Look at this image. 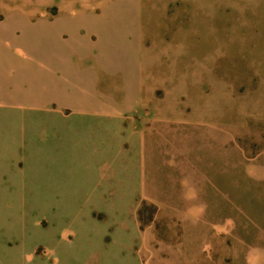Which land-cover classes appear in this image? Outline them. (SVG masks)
Wrapping results in <instances>:
<instances>
[{
	"label": "rangeland",
	"instance_id": "374dc122",
	"mask_svg": "<svg viewBox=\"0 0 264 264\" xmlns=\"http://www.w3.org/2000/svg\"><path fill=\"white\" fill-rule=\"evenodd\" d=\"M7 44L74 74L0 104V264H264V0H0Z\"/></svg>",
	"mask_w": 264,
	"mask_h": 264
},
{
	"label": "crops",
	"instance_id": "0c3cea01",
	"mask_svg": "<svg viewBox=\"0 0 264 264\" xmlns=\"http://www.w3.org/2000/svg\"><path fill=\"white\" fill-rule=\"evenodd\" d=\"M50 29L55 25L48 24ZM63 42L57 37L50 43ZM29 50L18 44L0 47V104L31 109L35 111H54V96L66 91L68 79L72 78L74 68L71 63H62L65 54L40 51V47ZM79 75L80 71H76ZM58 83H64L61 88ZM18 94V95H17Z\"/></svg>",
	"mask_w": 264,
	"mask_h": 264
}]
</instances>
